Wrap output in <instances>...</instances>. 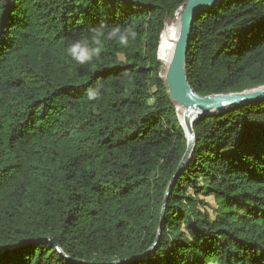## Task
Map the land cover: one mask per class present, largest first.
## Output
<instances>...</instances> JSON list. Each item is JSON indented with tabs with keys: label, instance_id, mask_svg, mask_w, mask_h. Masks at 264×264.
I'll return each mask as SVG.
<instances>
[{
	"label": "trees",
	"instance_id": "16d2710c",
	"mask_svg": "<svg viewBox=\"0 0 264 264\" xmlns=\"http://www.w3.org/2000/svg\"><path fill=\"white\" fill-rule=\"evenodd\" d=\"M184 1L0 0V264H264V99L194 121L161 217L186 137L157 51ZM186 73L200 95L264 84V0L196 14Z\"/></svg>",
	"mask_w": 264,
	"mask_h": 264
},
{
	"label": "water",
	"instance_id": "95a60500",
	"mask_svg": "<svg viewBox=\"0 0 264 264\" xmlns=\"http://www.w3.org/2000/svg\"><path fill=\"white\" fill-rule=\"evenodd\" d=\"M218 1L220 0H185L183 2L176 12L179 14L180 23L178 38L164 69L162 64L161 78L164 81L167 96L174 104L176 111L177 107H181L184 110V125L179 123L185 133L186 148L167 186L162 203L161 217L164 214L173 181L192 155L195 146V134L193 131L194 121L203 115L221 112L229 106L249 104L264 99V84L237 92L200 95L194 91L187 79L186 54L193 19L200 11L206 8H212ZM160 232L161 229L158 228L157 237L149 249H152L156 244ZM46 240H48L61 255L66 257L56 243L50 238ZM143 255L145 254H142V256ZM122 263L123 261H116L111 264Z\"/></svg>",
	"mask_w": 264,
	"mask_h": 264
},
{
	"label": "clouds",
	"instance_id": "9594fccd",
	"mask_svg": "<svg viewBox=\"0 0 264 264\" xmlns=\"http://www.w3.org/2000/svg\"><path fill=\"white\" fill-rule=\"evenodd\" d=\"M107 35L110 39L118 36L119 43L123 46L128 45L129 37L132 40L136 38V33L131 28H127L123 31L118 28L113 29ZM67 52L76 62L85 64L91 61L95 55L99 54V48H89V42L86 39H77L69 43ZM86 94L89 100H94L98 97L99 92L89 90Z\"/></svg>",
	"mask_w": 264,
	"mask_h": 264
},
{
	"label": "bare ground",
	"instance_id": "6f19581e",
	"mask_svg": "<svg viewBox=\"0 0 264 264\" xmlns=\"http://www.w3.org/2000/svg\"><path fill=\"white\" fill-rule=\"evenodd\" d=\"M179 18V14L177 13L176 17L172 20H167L164 24V28L161 32L160 39H159V48H158V56L159 60L163 62L165 68L167 62L170 59L172 54L175 42L179 35V27L180 23L177 20ZM182 111V115L180 117V123L184 125V110L181 107H178ZM179 119V118H178Z\"/></svg>",
	"mask_w": 264,
	"mask_h": 264
},
{
	"label": "rangeland",
	"instance_id": "374dc122",
	"mask_svg": "<svg viewBox=\"0 0 264 264\" xmlns=\"http://www.w3.org/2000/svg\"><path fill=\"white\" fill-rule=\"evenodd\" d=\"M177 15V13H176ZM176 17V16H175ZM179 21V18L177 19ZM163 63V62H162ZM163 67H164V64H163ZM177 114H178V118H179V121H180V117L182 115V111L177 107Z\"/></svg>",
	"mask_w": 264,
	"mask_h": 264
}]
</instances>
